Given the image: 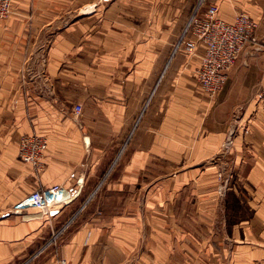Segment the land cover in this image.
<instances>
[{
    "label": "crops",
    "instance_id": "crops-1",
    "mask_svg": "<svg viewBox=\"0 0 264 264\" xmlns=\"http://www.w3.org/2000/svg\"><path fill=\"white\" fill-rule=\"evenodd\" d=\"M19 2L0 19V264L71 220L57 251L36 264H220L222 252L235 254L234 264L238 253L247 264L264 262V113L256 102L264 87V0H210L220 20L242 12L258 24L213 97L194 77L202 46L171 59L169 8L148 21L163 30L161 49L149 39L129 59L123 35L100 37L101 69L106 77L115 70L120 86L93 88L92 30L77 35L76 17L62 25L59 4ZM51 26L62 28L49 34ZM76 105L84 109L80 127ZM130 127L122 162L104 180L111 140L124 142ZM32 133L47 140L39 173L18 157L20 139ZM222 170L230 174L225 196ZM56 185L70 201L54 217L34 209L11 216L32 191Z\"/></svg>",
    "mask_w": 264,
    "mask_h": 264
},
{
    "label": "rangeland",
    "instance_id": "rangeland-1",
    "mask_svg": "<svg viewBox=\"0 0 264 264\" xmlns=\"http://www.w3.org/2000/svg\"><path fill=\"white\" fill-rule=\"evenodd\" d=\"M199 1L200 0H31V3L59 4L61 6H64V8L61 10V14H58V15H61V18H62L60 23H62V25H64V21L66 20V24H69L70 22L73 21V18L76 17L75 21L77 23H80V25H77L78 26V28L76 29L78 31L77 35L83 33L85 30L87 31V33H90L92 30V32H93L92 36L95 40H97V44L95 43V40L93 41L94 42V44H93L94 45V57H93V61H92L93 88H119V86H120L119 85V81H120L119 79L120 78L116 77V71L110 69V67H109V76H107L109 79H106L107 77L105 76V71L101 69L102 68L101 67V55H102L101 50L104 46H103V44H100V37L105 35V36H108L109 40L113 41V40H115L116 36H122L123 35L126 39V43L127 42L128 43H127V45H121V47H123V46L125 47V54H126V52H128V49L131 50L130 55H129V59L132 58V52H133L132 48L135 50L140 48V47L142 48L143 44L148 48L149 47V39L153 40V45H151V47L161 49V48H163V46H162V43H158V39L160 38V36H161L160 34H162L163 30L159 29V28H156V29L151 28L150 29L149 25H148V21L152 20V18L150 19V16L156 15V13H157L158 22H159V18H160V16H162L161 11L164 9L168 10V8H169L171 11L173 10V12H174V14H173L174 28L171 30V33H172V46H171V51H170L171 59L180 53L184 54L185 56L191 57L189 55H186L183 48L179 47L178 45H179L180 36H181L186 24L188 23L191 15L195 11V9L199 6ZM12 2H13L12 7H13V5L20 3L19 0H13ZM211 5H213V4L210 3V0H206L203 3V5L200 6L199 12L204 11V9L206 7L211 6ZM213 6H215V5H213ZM89 7L92 8L90 11H88ZM69 10H71V13L67 12ZM154 11H156V12H154ZM178 11H180V13ZM176 12H177V14H176ZM12 15L13 14H10V16H8L6 19H2V20H7ZM121 18H123L124 23L122 21H120ZM85 20H87V21L89 20L92 23H88L86 26H84L83 24H81V22H84ZM61 28H57V27L52 28V26H51L50 31H48V32H49V34H51V32L54 33V31H58ZM27 36L30 39L32 37H35V36H33L32 28L28 29V35ZM34 42H36V41H34ZM132 42L135 45L134 44L131 45ZM113 43L114 42L109 44L108 48L116 50L117 45L113 44ZM140 44H142V45H140ZM36 46L37 45L34 44L32 47L35 48ZM33 48H31V50ZM244 49H245V47L243 48V50ZM111 51L112 50H108V53H111ZM171 59H170V61H171ZM194 77H195V74H194ZM195 80L197 82L198 87L202 88L200 86V84L198 83L196 78H195ZM106 82H108L109 85H107ZM225 83H226V78H225ZM225 83H224V85H225ZM223 86H222V88H223ZM83 112H84V109L82 108V111L79 115H76L74 113V111L72 113V117L74 119V122L77 124V127H80L81 116H82ZM86 112L90 117L93 114V109L92 108H89V109L86 108ZM93 115L95 116V114H93ZM97 130H98V132L96 134L101 136L102 135L101 129L99 128ZM113 130L115 133L117 130L116 126H113ZM131 132H133V130H131V127H130L125 132L126 139L124 140V142L119 141L118 146L116 145V138L111 140V142L114 143L115 148H114L113 153H110L111 156L107 157L109 160V163L107 165L108 171L106 172V174H104V180H106L108 177H111L113 172L116 171L117 166L122 162L123 156H121V153L119 154V152H120V150L122 151L123 145H124V149L127 147V144L130 142L129 140H131V136H132ZM30 135H37V136L43 137L42 135H39L38 133H32ZM30 135H27V136H30ZM23 137H25V136H23ZM43 138L46 140L45 137H43ZM112 138H113V136L111 135V139ZM100 142H101V140H100ZM19 146H20V141H19ZM18 150H19V147H18ZM43 156H44V154H43ZM18 157H19V155H18ZM42 159H43V157H42ZM19 160L21 162H23L20 158H19ZM41 162H42V160H41ZM23 163H25V162H23ZM25 164H27V163H25ZM28 165H29L30 169H32V171H35V173H39L41 170H43L42 167L40 169H37V168H34L30 164H28ZM217 179H218L219 184H220V186H218V193L221 196H225L226 190L228 189V187L230 185V174L226 173L224 170H222V172H219L217 174ZM86 208H88V205L84 204V205L80 206L79 209L75 213L80 214L81 212H84V210ZM13 209L14 210L10 214H12L11 216H16V214H17L16 212H18L19 210H16L15 207ZM10 210H11V208H10ZM23 211H25V210H23ZM2 216L3 215H0V218ZM17 216H19V215H17ZM68 223L69 222H67L66 224H68ZM71 224H72V222H70V224L68 225V228ZM64 226H66V225H64ZM62 228L53 232L52 236H50L43 244L38 245L37 247H35L30 252H28L24 255L14 256L13 259L10 261V264H36L43 256H45L49 252H56L57 248L59 246V243L65 234V233L58 234V232H60V230H62ZM64 229H66V228L64 227ZM53 235H55V237ZM201 254L203 255V253H201ZM201 254H200V256H201ZM219 255H220V260H221L220 264H234L233 261L235 260V254L222 252ZM236 255H237L236 261H238L236 264H247L245 262V254L244 253H240V254L238 253ZM204 257L206 259L207 254H204ZM250 264H264V262H261L260 260H258L257 262H252Z\"/></svg>",
    "mask_w": 264,
    "mask_h": 264
},
{
    "label": "built area",
    "instance_id": "built-area-1",
    "mask_svg": "<svg viewBox=\"0 0 264 264\" xmlns=\"http://www.w3.org/2000/svg\"><path fill=\"white\" fill-rule=\"evenodd\" d=\"M12 1L0 0V19L10 16ZM205 1H199V6L191 15L180 36L178 46L182 47L185 54L191 57L197 54L199 46L203 47V54L200 56L199 66L195 69L194 74L202 89L212 97L224 85L226 72L234 66L243 48L251 42L258 29V24L246 13L238 14L231 23L220 20L218 8L213 5L199 12L200 6ZM256 102L264 113V87L257 92ZM73 111L79 115L82 106L76 105ZM46 148L47 141L43 137L25 136L20 140L18 155L23 162L40 169L43 165L41 160ZM66 194L67 192L59 185L45 191L34 190L15 208L19 211L45 210L49 217H54L58 214L62 203L70 201ZM70 222L64 226L66 229ZM64 227L58 234L66 231ZM53 236L55 237V235Z\"/></svg>",
    "mask_w": 264,
    "mask_h": 264
},
{
    "label": "bare ground",
    "instance_id": "bare-ground-1",
    "mask_svg": "<svg viewBox=\"0 0 264 264\" xmlns=\"http://www.w3.org/2000/svg\"><path fill=\"white\" fill-rule=\"evenodd\" d=\"M91 9H92V8H91V7H89V8H88V11H90ZM86 10H87V9H86ZM86 10H85V11H86ZM66 195H68V196H69V194H68V193H67ZM66 195H65V196H66ZM66 197H67V196H66ZM67 198H68V197H67ZM66 200H67V199H66Z\"/></svg>",
    "mask_w": 264,
    "mask_h": 264
}]
</instances>
